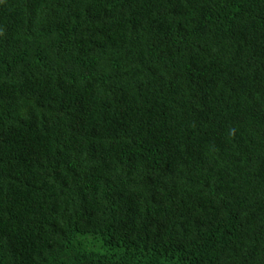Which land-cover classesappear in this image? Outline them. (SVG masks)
<instances>
[{
    "label": "trees",
    "instance_id": "1",
    "mask_svg": "<svg viewBox=\"0 0 264 264\" xmlns=\"http://www.w3.org/2000/svg\"><path fill=\"white\" fill-rule=\"evenodd\" d=\"M0 264H264V0H0Z\"/></svg>",
    "mask_w": 264,
    "mask_h": 264
}]
</instances>
